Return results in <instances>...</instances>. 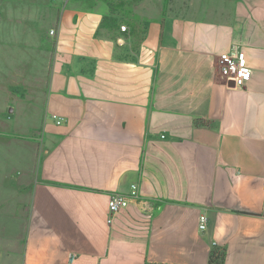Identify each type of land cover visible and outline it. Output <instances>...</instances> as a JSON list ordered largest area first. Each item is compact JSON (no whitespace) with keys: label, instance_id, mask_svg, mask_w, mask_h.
I'll list each match as a JSON object with an SVG mask.
<instances>
[{"label":"crops","instance_id":"obj_1","mask_svg":"<svg viewBox=\"0 0 264 264\" xmlns=\"http://www.w3.org/2000/svg\"><path fill=\"white\" fill-rule=\"evenodd\" d=\"M145 1L135 44L138 23L114 38L99 31L101 2L65 0L43 152L31 164L13 143L26 168L0 176V225L27 208L23 237L0 229V264H208L214 246L224 264H264V0ZM234 46L252 69L243 86L218 65ZM135 183L139 198L109 222L111 194Z\"/></svg>","mask_w":264,"mask_h":264},{"label":"rangeland","instance_id":"obj_2","mask_svg":"<svg viewBox=\"0 0 264 264\" xmlns=\"http://www.w3.org/2000/svg\"><path fill=\"white\" fill-rule=\"evenodd\" d=\"M142 1V0H141ZM126 4L118 12L120 26L126 25L134 37L130 22L138 23L134 37L135 44L141 41L143 27L148 17L136 13L142 2ZM183 0H164L159 7L166 10ZM199 1V0H198ZM197 1V2H198ZM79 1L70 0V3ZM99 8L109 9L100 1ZM145 2H151L146 0ZM45 10L32 6L24 12L18 5L14 9L0 10V176L17 167L26 168V148L30 151L31 164H36L43 152V110L52 67L55 40L52 31L56 28L55 20L64 12L65 0H49ZM69 3V4H70ZM99 3V2H98ZM151 2L147 7H154ZM19 146L25 147V158L21 157ZM10 144V145H9ZM27 196L25 197L26 201ZM16 210L9 225H0L2 231L12 227L22 237L26 233L25 213ZM20 217H18V216Z\"/></svg>","mask_w":264,"mask_h":264},{"label":"built area","instance_id":"obj_3","mask_svg":"<svg viewBox=\"0 0 264 264\" xmlns=\"http://www.w3.org/2000/svg\"><path fill=\"white\" fill-rule=\"evenodd\" d=\"M122 29L126 30L127 26L122 25ZM54 30L52 31V33ZM218 65L221 74L230 79L234 80L236 85L243 86L247 80L250 79L252 69L249 67L247 62L246 51L243 48L234 46L231 50L222 52L218 57ZM62 119L58 118L57 122L62 123ZM132 190L129 194L122 192H113L109 199V210L110 216L108 221L113 220L114 215L121 209L127 207L130 201L139 198L138 185L132 184ZM264 188V183H263ZM209 217L204 212L199 217V229L204 231L208 228Z\"/></svg>","mask_w":264,"mask_h":264},{"label":"trees","instance_id":"obj_4","mask_svg":"<svg viewBox=\"0 0 264 264\" xmlns=\"http://www.w3.org/2000/svg\"><path fill=\"white\" fill-rule=\"evenodd\" d=\"M79 1L82 4L86 5V8H94L98 2L103 1L105 2L110 9L109 14H105L102 17L100 22L99 31L104 32L106 35H110L114 38L118 35H123L128 37L131 30H123L122 26H120L118 12L120 7L126 4H137L141 0H75ZM132 31L135 32L137 29V25L135 23L130 24ZM144 31V30H142ZM226 257V249L221 246H214L211 250L210 257L208 264H224ZM146 264H170V263H156V262H146Z\"/></svg>","mask_w":264,"mask_h":264}]
</instances>
